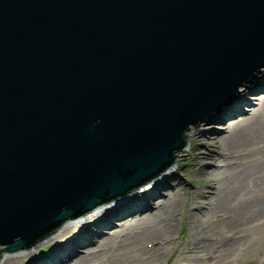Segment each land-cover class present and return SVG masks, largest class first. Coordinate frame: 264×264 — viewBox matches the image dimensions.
I'll list each match as a JSON object with an SVG mask.
<instances>
[{"label":"water","instance_id":"obj_1","mask_svg":"<svg viewBox=\"0 0 264 264\" xmlns=\"http://www.w3.org/2000/svg\"><path fill=\"white\" fill-rule=\"evenodd\" d=\"M263 65L264 0H0V257L159 179Z\"/></svg>","mask_w":264,"mask_h":264},{"label":"bare ground","instance_id":"obj_2","mask_svg":"<svg viewBox=\"0 0 264 264\" xmlns=\"http://www.w3.org/2000/svg\"><path fill=\"white\" fill-rule=\"evenodd\" d=\"M262 69L256 74L264 75ZM260 84L263 85L259 90L264 91V78ZM243 94L242 90L234 101L207 118V122L219 124L220 130L184 131L189 140L208 152L199 156L194 149L181 158L193 167L204 168L206 177L212 179L203 195L184 200L173 182L181 173L165 172L137 194L91 211L93 215L78 225L61 228L55 240L71 230H85L92 220L95 231L90 234L87 227L83 232L84 236L93 237V244L90 239L82 244L94 246L89 251L77 252L83 237L79 230L57 242L52 253L43 258H35L33 253L21 256L4 253L0 264H162L174 247L176 226L184 216L192 240L191 248L181 256L185 261L189 254L188 264H233L256 243H261L264 250V97L255 94L247 99ZM239 114L246 115L244 121L226 125ZM209 159L207 165L203 164L202 160ZM179 161L177 158L174 164ZM192 188L188 186V190ZM126 210L138 214V218L127 225L112 227L110 220L119 218ZM209 218H217V224L209 223ZM109 227L114 232L104 235V228Z\"/></svg>","mask_w":264,"mask_h":264},{"label":"rangeland","instance_id":"obj_3","mask_svg":"<svg viewBox=\"0 0 264 264\" xmlns=\"http://www.w3.org/2000/svg\"><path fill=\"white\" fill-rule=\"evenodd\" d=\"M264 68V65L262 67H260L259 69ZM263 70V69H262ZM257 73V72H256ZM254 73L255 78H253L251 80V82L248 83H243L241 86H239L237 88V92L235 93V95L230 99L231 101H234V97L236 95H238V93H240L242 90L243 92H245V94H243V96L247 99L250 98L251 95H255L256 96L258 94H260V97H264V91L263 89L259 88L263 85L260 84L261 83V78H264V75H258ZM263 80V79H262ZM263 82V81H262ZM247 87L246 89H243V87ZM254 90V91H252ZM250 92V93H249ZM253 92V93H252ZM216 113V112H215ZM215 113H212L211 115H214ZM246 113H249L246 112ZM210 115V116H211ZM209 116V117H210ZM207 117V118H209ZM246 115H235V118L233 120L228 121L229 123H227V126H232L238 122H242L245 120ZM207 118L198 123L197 125V131H201V132H212L214 130H220L218 125H216L214 122H207ZM227 122V121H226ZM188 130H192L193 126H188L187 127ZM196 129H193V131ZM185 132V133H186ZM184 133V135H185ZM187 145L186 147L182 150V152L174 154L176 156H174V162L177 158H179L181 161L178 162L177 165L174 164L173 162V168L169 169L168 171H166V174H170L175 170H178L181 175L178 178H174V185L178 188V195L180 197H182L184 200H189L191 197H195L197 196V194L203 195V192L206 191L205 187L208 186L210 180V178L206 177V174H204V168H201L200 166H195L193 167L192 165H190L189 161L186 160H182L181 158L193 151L194 149L197 150L198 155L199 156H205V153L208 154V152L202 148L199 147L197 142H194L192 140H189L188 138L186 139ZM197 147V148H196ZM176 153V152H175ZM209 160H202L203 164L207 165ZM212 167V165H208V167ZM161 176V175H160ZM188 186H192L193 188L190 190H188ZM148 188L147 186H144L143 188H140L138 191L132 192L130 195H135L138 192H140L142 189H146ZM129 197V195L127 196ZM130 204H132L133 202H129ZM157 203H160V199L157 201ZM99 208V207H98ZM97 211V208H96ZM123 214L119 217V218H115V219H111V223H112V227L116 228L120 225H127L130 222H132L135 218H138V214L136 215V213H131L129 211H124L122 212ZM89 215H83L81 218L78 219H74L71 221H68L66 223H64L63 225L60 226L59 230L53 234L50 235L49 237L39 241L38 243H36L35 246H32L29 250L20 252V253H11L9 256H21V255H25L28 253H33V256L35 258H43L45 256H47L49 253H52L54 246L56 245V243H60L62 241H64L66 239V237H70L72 234H75L76 232L78 233L79 231V235L83 236L79 242H81V244H79V246L77 245L76 249L80 250L77 252H80V254H83L87 251H89L90 248H93L92 245H82L83 243H85L86 241H88V239H90V243L93 244V241L91 240L92 238H90L91 236L89 235H83V232L87 231V227H88V232L91 234L95 231V227L91 226L92 220L89 221L88 224H84L85 230H82L80 228L76 229V230H71L69 231L66 235H64L62 238H60L59 240H55L57 238V236L60 234L61 228L64 227L65 225H78L79 223H81L86 217H90L91 215H93V212L88 213ZM129 215V216H128ZM90 219V218H89ZM216 219L217 218H209V223H213V224H217L216 223ZM112 227L109 228H104L103 232L104 235L105 234H111L112 232H114V230H112ZM102 232V231H101ZM79 236V237H81ZM174 247L172 248L171 251H169L166 259H164L162 264H188V258H189V254H187V257H185V261L183 259V257L181 256V254H183L186 250L190 249V243L192 240L190 231H189V227L187 225V220L185 218V216L183 217L182 221L179 223V225L176 226V230L174 233ZM96 238H94L93 240H95ZM98 239V238H97ZM87 242V243H89ZM151 246V244H148V248ZM4 248V246H0V249ZM183 252V253H182ZM31 256V255H30ZM264 263V250L261 249V243H256L255 246H253L251 249H249L248 251H246L245 253H243L238 259L237 261H235L233 264H263Z\"/></svg>","mask_w":264,"mask_h":264}]
</instances>
